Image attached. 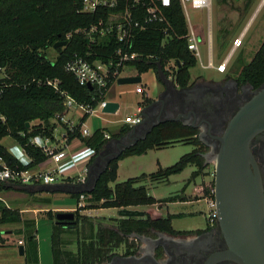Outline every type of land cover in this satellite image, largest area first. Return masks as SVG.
<instances>
[{"label": "trees", "instance_id": "16d2710c", "mask_svg": "<svg viewBox=\"0 0 264 264\" xmlns=\"http://www.w3.org/2000/svg\"><path fill=\"white\" fill-rule=\"evenodd\" d=\"M252 1L248 0V5ZM82 4L83 0H0V71L5 70V75L0 78V157L11 168L33 169L47 158L46 152L33 139L42 136L52 141L57 140L55 119L68 112V97L80 104L90 105L93 109H97L108 98L109 90L117 77H112L103 89L80 84L76 75L67 69L69 61L76 56H84L91 61H108L115 59L116 51L122 48L140 55V58L126 64L135 68L140 76L154 70L161 80L162 73L170 75L167 66L174 62L172 71L175 83L180 88H187L192 83L191 69L198 65L199 60L188 47L189 26L180 1L175 0L171 6L164 8L170 22L168 32L166 23L145 22L146 7L131 8L144 24V28L134 31L129 44L120 42L115 33L96 43L85 34L76 33L80 28H89L101 18L106 20L110 14L125 9L127 3L111 9H99L90 14L80 12ZM60 41H66V45L55 48V44ZM50 48L57 51L54 58L48 55ZM236 62L240 81L250 83L256 88L264 84V41L250 61H246L243 52H240ZM124 68L125 66L120 67V72ZM56 80L57 88L48 83ZM148 101L152 102L149 98ZM89 116V113H85L81 122L74 127L64 124L65 138L67 144L75 139L82 140L95 150V157L107 148L111 140L122 139L132 129L129 124H124L117 131L99 128L84 136L82 126ZM6 136L13 137L24 148L31 157L30 163L24 164L9 152L2 143ZM180 139L193 142L196 148L183 155L174 165L165 168L160 166L155 172L144 173L113 185L118 178L121 159L145 154L151 149L167 146ZM203 148L198 131L192 126L176 120L159 123L146 138L140 139L113 158L91 191L72 194L79 203L82 194L88 201L87 205L79 206L75 214L83 209H128L132 206L157 203L158 200L149 194L143 182L153 184L166 181L170 176L183 172L188 166L197 167L193 177L202 174L205 171ZM11 188L6 182L0 181V193ZM49 216L57 219L53 211L49 212ZM180 216L183 215L168 214L166 217H150L147 220L122 217L116 221L114 227L98 225L95 233H92L95 230L92 225L90 234L82 233L83 239L75 253L64 247V234L74 229L78 233L79 228H82L79 227L81 223L91 219L87 216L77 217L75 226L72 227L56 221L51 236L53 263L97 264L111 257L130 234L143 231L145 226L175 232L173 220ZM10 223L23 224L16 232L24 237L26 264H40L36 220L24 219L19 209H12L0 200V224ZM5 242L6 239L0 231V246Z\"/></svg>", "mask_w": 264, "mask_h": 264}, {"label": "rangeland", "instance_id": "374dc122", "mask_svg": "<svg viewBox=\"0 0 264 264\" xmlns=\"http://www.w3.org/2000/svg\"><path fill=\"white\" fill-rule=\"evenodd\" d=\"M248 3V0H228L226 3L221 0H212V5L209 9L195 8L192 7L191 4L186 5L185 14L187 20L190 26H194L197 33L202 37V41L199 44V63L196 67L191 69L193 79H199L202 76L206 79H219L225 77L226 73L219 72L217 69L225 59H227L228 63L226 72H230L233 76L237 75L238 63L236 60L239 53L243 52L246 61H250L253 58L264 41V0H253L249 5ZM238 39L242 40L239 46L236 45ZM48 55L50 58H54L57 55V51L54 48H50ZM210 61L213 62V65H211L212 67L209 66ZM173 66L174 64L168 65L171 74H173ZM129 72H136V69L131 66H126L124 73ZM148 72L149 73L145 75V80L150 83L148 84V91L153 97L160 98L162 95L160 93L161 87L159 88L155 85L154 70ZM4 75L5 70L0 71V78ZM76 111L79 112L77 113ZM134 112H136L134 100L127 94L124 95L122 117L124 118L126 114H133ZM97 114L100 118L103 117L100 112ZM82 115L83 112L77 105L73 107L69 106L68 115L66 114L65 119L70 124H74L80 122ZM67 122L63 124L57 123L58 130L56 129V136L60 141L58 140L54 143L58 144L61 142L64 124H68ZM101 123L103 124L104 122L101 121ZM87 125L89 127L92 126L90 120L87 122ZM13 141H15L13 137L6 136L3 139V144L9 146ZM195 148L196 146L193 142L180 139L173 141L167 146L151 149L145 154L128 156L121 164V171L115 184L141 176L144 173L155 172L160 166L165 168L174 165L183 155L192 152ZM214 168V164L211 163L208 169L206 168L202 175L196 177L195 180H193L192 177L197 167L188 166L183 172L170 176L166 181L153 184L151 182H143L148 188L149 194L154 196L158 202L150 205L133 206L128 209L144 211L145 215L151 218L159 216L166 217L168 214H182L183 216L173 220V226L177 230L204 228L208 225L207 216L210 211L207 201L202 198L200 201L193 204H184L182 201L184 197L182 196L184 192L186 194L193 193L196 186L200 187L203 185L207 190H211L213 186ZM205 175H208L206 179L204 178ZM190 180L191 184L188 183ZM203 180L206 181L203 182ZM137 185H139V183ZM198 189L200 190V188ZM199 190H197V192H199ZM37 196L17 197L14 195H6L5 193L0 194V198L4 200L6 204L9 203L12 207L30 210L23 212L24 218L36 219L37 217L39 219L40 223L39 225L37 224V229L41 247L42 264H53L51 236L53 225L56 223L57 219L48 215L46 207L38 205L41 202L36 200ZM189 199L192 200L193 197L191 196ZM61 201L62 199L59 200V203L62 204ZM87 203L88 201H83L84 205L82 206L87 205ZM50 207L55 208V204ZM72 211L75 212L74 210ZM120 212L121 209L116 207L97 208L93 211L91 209H83V212L80 210L79 214H76V219L77 217L87 216L91 220L82 222L79 226L82 228H79L78 233L75 229L67 231L64 234V247L73 253L77 252L78 245L83 239L82 235L90 234L92 225H94L93 227L95 228L92 233L96 232V227L98 225L114 227L116 226V221L123 217ZM91 222L94 223L91 224ZM20 226L21 224H0V231H2L3 235L8 234L14 237V241L24 239L22 235L16 232ZM8 228L11 229L5 230ZM123 248L124 246H121L119 250Z\"/></svg>", "mask_w": 264, "mask_h": 264}, {"label": "flooded vegetation", "instance_id": "af4514ba", "mask_svg": "<svg viewBox=\"0 0 264 264\" xmlns=\"http://www.w3.org/2000/svg\"><path fill=\"white\" fill-rule=\"evenodd\" d=\"M224 72L225 77L216 80L203 76L192 79L186 90L173 89L168 82L166 91L146 109L148 120L137 135L143 134L145 127L159 120H176L190 125L198 131L203 143L205 169H208L211 163L216 169L214 159L220 151L219 137L224 133L228 121L258 89L250 83L240 81L237 75L233 76L226 70ZM129 140L127 138L126 141ZM250 149L255 160L251 169L254 173L256 170L259 172L264 188V131L252 140ZM116 150L117 146H111L108 153L112 155ZM206 176L208 175H205V179ZM213 176L211 190H207L203 185L196 186L194 192L184 195L182 201L193 204L204 198L205 201L211 199L216 204L215 171ZM196 177L192 179L195 180ZM188 183L191 184V180ZM191 196L192 200L189 199ZM160 217L162 216L156 218ZM139 218L147 220L150 216ZM207 220L208 225L204 228L177 230L173 226L175 232L145 226L143 231L127 237L121 245L124 246L123 249L119 250L120 246L111 257L97 264H240L224 254L229 249V244L218 219ZM72 226L75 225H66Z\"/></svg>", "mask_w": 264, "mask_h": 264}, {"label": "water", "instance_id": "95a60500", "mask_svg": "<svg viewBox=\"0 0 264 264\" xmlns=\"http://www.w3.org/2000/svg\"><path fill=\"white\" fill-rule=\"evenodd\" d=\"M63 45H66V41H60L54 47ZM162 75L167 80L169 79L165 73ZM141 81L140 75L121 76L118 79L119 84H134ZM152 104L153 102L143 108L144 119L140 124L132 126V129L122 139H115L108 143L106 149L117 146L118 150L112 155L107 150L99 154L94 162L96 163L101 158V165L96 164L95 167L89 169L86 182L64 183L72 186L71 192L91 191L113 158L118 157L140 139L146 138L153 127L167 121L154 122L145 127L143 134L137 135L148 120L149 115L146 109ZM118 108L119 103L107 101L103 110L114 113ZM263 131L264 84L228 121L224 133L219 137V154L214 159L218 223L229 244V249L224 254L240 264H264V188L259 172L256 170L254 173L251 169V164L255 160L250 149L252 140ZM127 138L130 140L126 141ZM120 213L123 217L145 216L144 211L130 209H121ZM75 218L76 214L73 211L57 213V221L65 225L74 224ZM19 252L22 255L25 254L24 245H20Z\"/></svg>", "mask_w": 264, "mask_h": 264}, {"label": "built area", "instance_id": "2783aa9c", "mask_svg": "<svg viewBox=\"0 0 264 264\" xmlns=\"http://www.w3.org/2000/svg\"><path fill=\"white\" fill-rule=\"evenodd\" d=\"M175 0H83V4L80 12L82 13H95L99 9H111L118 7L124 3H127V7L120 11L114 12L108 16L105 20L100 19L98 23L92 24L89 28H80L76 33H83L91 40L93 43L101 40L105 36L110 34L116 35L117 39L120 42L129 44L130 38L133 36L136 29H143L144 24L140 19H138L131 8H136L139 6L146 7L147 16L145 22H154L159 21L168 24L166 27L167 31L169 30V20L165 13L164 8L169 7L173 4ZM183 6L184 12L187 4H191L195 8H206L209 9L212 5V0H178ZM187 18V16H186ZM188 22V20H187ZM189 26L188 32V47L195 53L199 58V44L202 41V37L197 33L195 27ZM71 34H69L70 36ZM242 40L238 39L236 45H241ZM117 55L115 59H109L108 61L102 59L89 60L84 56H76L67 64V69L73 72L80 84L82 85H91L92 87H98L103 89L107 86L108 82L112 77H117V80L122 76L119 68L125 66L127 62L134 61L140 58V55L136 52L124 51L122 48L116 51ZM170 64H174L171 62ZM213 65V62H211ZM227 63H221L217 69L224 72L226 70ZM168 68V66H167ZM49 84L54 85L57 88L58 82L48 81ZM138 92H143V87L139 86L137 88ZM68 106L73 107L77 105L78 108L85 113L93 114L96 109H93L90 105L80 104L75 99L68 97ZM106 101L102 102L99 107L104 108ZM143 108L139 107L137 112L133 115L127 116L124 121L130 126L140 124L143 121ZM66 114L58 115L55 119L56 123L63 124L67 122L65 119ZM65 121V122H64ZM69 126L74 127L75 124H70ZM57 129V128H56ZM58 130V129H57ZM82 134L84 136L90 135L89 129L82 126ZM107 137H110L107 134ZM63 139L66 141L65 133ZM33 142L42 148L46 154L47 158L40 163L36 168L19 170L18 168L9 167L3 159L0 157V181L1 182H20L27 184L33 180L40 179L45 184H51L58 182L60 180L72 179L77 183H84L88 179L89 168L86 166L84 168H79L77 161L72 159L70 152L65 148L54 147L53 141L50 138L36 136L33 139ZM67 144V142H66ZM91 150V147H89ZM95 151V150H94ZM86 196L81 195L80 203L81 206L84 205ZM209 204L210 211L207 218L210 221H215L218 219V212L216 210V204L211 199H206ZM19 245H24V239L18 241Z\"/></svg>", "mask_w": 264, "mask_h": 264}, {"label": "crops", "instance_id": "0c3cea01", "mask_svg": "<svg viewBox=\"0 0 264 264\" xmlns=\"http://www.w3.org/2000/svg\"><path fill=\"white\" fill-rule=\"evenodd\" d=\"M211 62L212 61H210L209 66H211ZM222 63H227V59H225ZM227 66H228V63H227ZM124 70H125V68H124ZM124 70L122 71V76L139 75L137 70H136V72H129V73H124ZM219 72H222V71H219ZM148 73L149 72H146V73H143L141 75L142 81L140 83L119 84L118 80H117L112 85V87L110 88L107 100L111 101V102L119 103L118 110L114 113L105 112L103 110V108L98 107L96 109V111L89 116V118L86 120V122L83 124V126L86 127L87 129H89L90 133L92 134L93 132H95L99 128H108V129H111L113 131H117L124 124H127L124 121V119L127 116L133 115L134 113H136L139 107L144 108L148 104H150V102L148 101V98L151 99L152 101H154L156 99L155 97L150 95V93L148 91L149 90L148 84H150V83H148V81L145 80V75ZM154 73H155V78H154L155 85H156V87H159V88L161 87L160 93H163L164 91H166L168 82H169L171 88L177 89V90L181 89L175 83L173 74L170 73L169 76H166L169 78L168 80H167V78H164L163 75H162V79L159 80L155 71H154ZM214 80H216V79H214ZM139 86L143 87V92L137 91V88ZM126 94L128 96H130L131 99L134 100V102L136 104V112H134L133 114H126L125 117L123 118L122 117V111L124 109V95H126ZM76 112L78 113L79 111H76ZM98 112H100L103 115V117L100 118V116H98V114H97ZM67 115H68V112H67ZM74 116H75V114H74ZM83 116L84 115L81 116L80 122H81ZM89 120L92 124L91 127H89L87 125V122H89ZM101 121L104 123L102 124ZM80 122H77L74 124H78ZM64 133H65V129L63 128V132L61 134V136H62L61 142L58 144L54 143V142H57L59 140L58 137L56 136L57 140L53 141V144H52L54 147H59V148L67 147V150L70 152L72 159L77 161L80 169L84 168L86 166L90 169L91 167L92 168L95 167L96 164H99V166L101 165V163H100L101 158H99L98 159L99 161H97L96 163L94 162L96 160V158L99 157V155L97 157H95V151L91 150L89 148V146H87L85 144V142H83L82 140L75 139L71 143L66 144V141L63 139ZM111 141H113V140H111ZM2 143H3V140H2ZM5 147L9 150L10 153L15 155L24 164H28L31 162V157L26 153L24 148L16 140L13 141V143H10L9 146H5ZM106 150L108 151L109 149H105L104 151H106ZM126 158H128V157H126ZM124 160H125V158L121 159L119 161L118 175L121 171V164L123 163ZM6 183L9 186H12V188L8 189V190H4L1 193H5L6 195H14L17 197H20V196H24V197L25 196H32V197H34V196L38 195L40 197L37 196L36 200L41 202L38 205L46 207V209L48 210V215H49L50 211H53V213H55L56 217H57L58 212H68V211L71 212L72 210L76 211L77 208L79 206H81V203H79L78 199H76L72 196V194L74 193V192L70 191L72 186L64 184V183L78 184L77 182H74L72 179L60 180L58 182L51 183V184H45L40 179L33 180L32 182L27 183V184L17 183V182H12V181H8ZM113 185H115V183ZM187 194L184 192L185 196ZM45 195H47V196H45ZM184 195L182 197H184ZM60 199H62V201H61L62 204L59 203ZM182 199H184V198H182ZM0 200H2V199L0 198ZM2 202L5 203L4 200H2ZM183 203L188 204L189 202L185 201ZM53 204H55V208L50 207ZM6 205L12 209H19L20 212L22 213V217H23V212L30 211L28 209L25 210L23 208L20 209L18 207H12L9 203H7ZM91 210L93 211L95 209H91ZM33 211H36V210H33ZM82 212H83V210H82ZM24 219H27V218H24ZM29 219H35V218H29ZM35 220H36L37 224L39 225V223H40L39 219L36 217ZM17 224H21V223H10V225H17ZM21 226H23V224H21ZM9 229H11V228H8L5 230H9ZM12 230H13V228H12ZM13 232H14V230H13ZM3 236L6 239V242L0 246V264H26L25 254L22 255L19 252L20 245H19L18 241L20 239L14 241L15 238L9 236L8 234H5ZM51 247H52V244H51ZM51 252H52V248H51ZM39 255H40V264H42V260H41L42 254H41L40 242H39ZM52 257H53V254H52Z\"/></svg>", "mask_w": 264, "mask_h": 264}]
</instances>
